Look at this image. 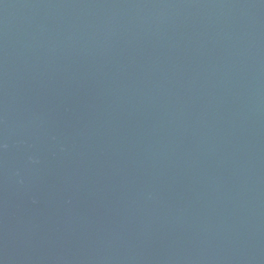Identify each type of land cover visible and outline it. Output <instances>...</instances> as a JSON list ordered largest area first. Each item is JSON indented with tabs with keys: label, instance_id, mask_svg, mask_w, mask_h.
<instances>
[{
	"label": "water",
	"instance_id": "1",
	"mask_svg": "<svg viewBox=\"0 0 264 264\" xmlns=\"http://www.w3.org/2000/svg\"><path fill=\"white\" fill-rule=\"evenodd\" d=\"M0 264H264V0H0Z\"/></svg>",
	"mask_w": 264,
	"mask_h": 264
}]
</instances>
